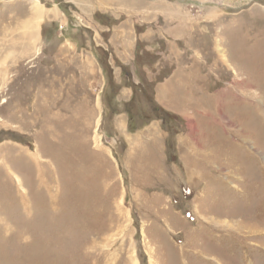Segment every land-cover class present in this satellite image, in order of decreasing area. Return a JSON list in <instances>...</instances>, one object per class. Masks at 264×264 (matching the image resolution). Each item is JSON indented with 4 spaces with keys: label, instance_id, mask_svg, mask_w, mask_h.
<instances>
[{
    "label": "rangeland",
    "instance_id": "rangeland-1",
    "mask_svg": "<svg viewBox=\"0 0 264 264\" xmlns=\"http://www.w3.org/2000/svg\"><path fill=\"white\" fill-rule=\"evenodd\" d=\"M0 264H264V0H0Z\"/></svg>",
    "mask_w": 264,
    "mask_h": 264
},
{
    "label": "trees",
    "instance_id": "trees-1",
    "mask_svg": "<svg viewBox=\"0 0 264 264\" xmlns=\"http://www.w3.org/2000/svg\"><path fill=\"white\" fill-rule=\"evenodd\" d=\"M141 47V43H139L135 59L136 76L139 82L135 83L130 81L127 84V86L132 88L134 96L130 102L122 104V110L127 114L130 124H132V122L137 123L138 121V125L149 124L151 121L162 118L161 114L164 110L155 101V87L164 79L166 75L168 76L170 73V69L167 71V69L165 70L164 68L161 73L159 72L154 81H149V74L156 73L155 65L152 64L154 61L153 57L155 55L149 53V51H146ZM107 68L108 70L111 69L109 65H107ZM124 69L126 70V68ZM110 86L117 91H120L121 89L120 86H117L115 83L114 77L111 78ZM115 105L118 106L116 103ZM119 112V108L117 111L113 110L112 116L118 114ZM166 116L169 120L173 118V115L169 113H166Z\"/></svg>",
    "mask_w": 264,
    "mask_h": 264
},
{
    "label": "crops",
    "instance_id": "crops-1",
    "mask_svg": "<svg viewBox=\"0 0 264 264\" xmlns=\"http://www.w3.org/2000/svg\"><path fill=\"white\" fill-rule=\"evenodd\" d=\"M120 53H121V51H120ZM123 53H124V52H123ZM124 63H125V62H124ZM124 63H123V65L126 66V64H124ZM131 63H132V62H131ZM130 65H131V64L127 65V67H133V65H132V66H130ZM159 67H160V66H159ZM159 67H158V66L156 67V73H151V74H149V76H148L149 81H154V80L156 79V77L158 76V74H159V72H160ZM163 69H164V68H163ZM128 80H129V77H128V76L120 75V77L117 79V78H116V75H114V81H115V83H116L117 85H121V86H122V83H124V85H123L121 91L119 92L118 99H117V102H116V103L119 105V107H121V110H120V112H119L117 115H114V117H113V123H112V125H113V129H115V130H116V128H117V124H118L117 119H118L120 116H125V117H126V120H127V123H126V130H127L128 126H129V124H130V122H129V118H127V114L122 110V104L130 102V101L132 100V97H133V90H132V88H131L130 86L125 85V83H127ZM134 82L136 83L137 81L134 80ZM160 83H162V82H159V83L157 84V86H158ZM157 86L155 87V101L157 102V104H158L161 108H164L163 105L158 101V97H157V94H156V88H157ZM121 97H124L125 99L122 100ZM106 108H107V107H106ZM164 109H166V108H164Z\"/></svg>",
    "mask_w": 264,
    "mask_h": 264
}]
</instances>
